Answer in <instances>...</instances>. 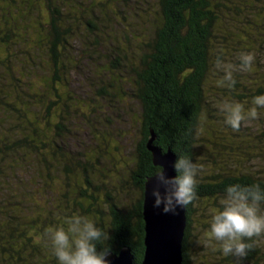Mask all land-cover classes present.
<instances>
[{"label":"rangeland","instance_id":"374dc122","mask_svg":"<svg viewBox=\"0 0 264 264\" xmlns=\"http://www.w3.org/2000/svg\"><path fill=\"white\" fill-rule=\"evenodd\" d=\"M31 1L36 10H30ZM51 1L58 5L60 11L62 8L60 23L65 27H74L76 32L72 37L74 39L69 41L70 46L60 48L61 57L66 55L69 58L65 60L67 84L53 85V68L49 61L51 53L48 52L46 42L40 41L46 40L47 35L40 38L41 30L38 26L40 16L47 18L46 24L51 21V15L46 4H40V0H18V5L14 7L17 10L7 12L5 20L10 21L11 25L13 18H19L13 25L18 37L8 47H0L3 59L7 55L8 58L12 57V70L21 85L18 91H22L24 99L33 101L28 102V106L20 103L17 108L24 109L47 134V138H44L46 146L39 150L43 162L38 155L27 151L0 161L8 173V178H0L6 186L2 188L1 196L5 195L11 201L9 204L6 198L0 196L4 199L3 206L14 211L24 223L30 220L27 233L41 247L38 254L40 258L34 264H57V261L47 244L45 232L38 230L41 225H38V229L32 227L33 219L40 220L39 223L45 220L47 228L59 225L65 217L76 213L85 215L84 211L90 210L91 214L87 216L96 219L110 235L112 205L131 208L139 199L140 179L137 182L134 173L138 172V147L143 138L142 106L139 100L131 99L123 92L133 87V81L127 80L126 73L138 63L142 51L139 46L145 47L144 43L152 40L162 20L159 0H117V3H108L107 10L111 13V19L118 25L110 26L107 30L114 32L115 28L120 37L114 44L95 48L94 45L90 46L95 36L89 31L86 22L93 19L92 13H95L101 19L100 23H110L104 11L106 8L98 7L92 12L94 4L101 0ZM234 4L243 8L242 0H233V4L228 5L233 8ZM225 13L229 16V13ZM46 27L49 32L50 25L46 24ZM236 27L229 26L230 30L225 33L228 40L226 43L230 41V46L222 49L214 70L215 75H211L208 81V89L212 91V101L209 102H212L214 109L210 112L204 110L202 115L205 119L200 120L197 134L195 155L201 166L198 172L200 180L207 177L208 173L211 174L210 168L215 169L209 163L212 161L219 164L227 162L226 165L235 170L256 176L264 174V109L260 110L258 120L243 123L239 130H233L223 123V115L217 107L224 100L239 101L245 103L246 107L251 106L252 98L239 99L237 97L242 92L225 90L222 82L224 64H231L234 70L245 72L240 67V54L249 53L253 57L250 72L258 75L264 71V43L259 45V42L253 46L250 29L247 28L248 33H244L239 26ZM124 36L129 37L132 43L124 42ZM96 51L103 52L99 55ZM111 55L115 58H111ZM0 70L7 71L4 66ZM7 78L14 81L11 76L7 75ZM4 82L7 83V79ZM53 87H58L65 99L50 109L48 106L58 99ZM103 89L113 96L103 97ZM243 94L251 97L255 91ZM40 98L44 99V104L40 103ZM66 104L69 105L67 113ZM41 114L49 116L52 125ZM13 122L9 114L5 115L0 110L1 134L6 131L5 126L15 125ZM58 126L61 131L56 128ZM52 141H56L57 146ZM55 146L64 147L66 153L55 150ZM75 159L82 163L89 161L91 167H88L87 174L76 166L78 162L71 164ZM67 167H72L70 174L66 173ZM83 192L91 198L82 197L80 194ZM13 194L16 198H12ZM199 226L194 224L187 242L195 264H240L241 261L237 259L225 261L227 257L214 250L213 245L205 243L202 238L205 229ZM31 254L34 255V252Z\"/></svg>","mask_w":264,"mask_h":264},{"label":"trees","instance_id":"16d2710c","mask_svg":"<svg viewBox=\"0 0 264 264\" xmlns=\"http://www.w3.org/2000/svg\"><path fill=\"white\" fill-rule=\"evenodd\" d=\"M112 2L117 3L118 1L101 0L92 8V12L98 7L106 8L104 11L110 23H100L101 19L98 15L92 13L94 14L93 19L86 22L89 31H92L95 36L91 47L93 45L95 48L106 46L119 40L120 36L115 28L114 32L107 30L110 26L118 25L111 19V13L107 10V4ZM40 4H46L45 7L49 9L51 15L50 23H46L51 27L49 32L46 31V17L40 16L38 26L41 30V37L40 34L39 37L47 35L46 40L40 39V41L46 42L48 52L51 53L49 61L53 68V85H65L68 82L65 60L69 58L66 55L61 57L60 48L70 46L69 41L74 39L72 37L76 32L74 27H65L63 23H60L62 8L60 11L55 2L40 0ZM158 4L162 20L152 40L144 43L145 47L139 46V50L142 51L138 56V63L126 73L127 80L133 81V87L128 92H123L129 98L139 100L142 106L141 134L143 138L138 147L140 162L137 169L140 178L138 184L140 197L131 208L123 209L112 205L111 239L108 245L104 246L111 248V252L114 253H119L125 246L131 247L137 264H142L146 251L143 216L145 183L156 170L154 155L148 149L149 140L155 136L154 145L160 147L164 153L171 150L177 159L178 155H188L192 157L193 163H197L195 148L201 116L204 110L210 112L214 109L212 102H209V100L212 101L210 98L212 91L208 89V81L211 75H215L214 70L217 61L220 60L219 54L231 43L230 41L226 43L228 40L225 33L230 30L229 26L235 28L239 26L244 33H248L247 28H249L253 39L252 45L255 46L259 42H261L259 45L264 43V0H242L243 8L237 4H234L233 8L230 7L228 4H233V0H159ZM16 5H18V0H0V47H8L13 43V39L18 37L13 25L19 18H13V25L5 20L10 11L17 10L14 8ZM29 7L30 10H36L32 1ZM225 12L229 13V16ZM31 15L33 14H29ZM124 42L132 43L127 36H124ZM102 52L96 51L99 55ZM110 57L115 58L113 55ZM11 61L12 57L8 58V55L5 59L0 56V68L4 66L7 69L6 72L0 70V110L5 115L9 114L15 124L5 126L6 131L0 133V161L8 157L14 158L13 155L27 151L38 155L37 157L43 162L44 159L41 157L43 155L39 154V150L46 146L44 140L47 134L44 128L32 120L24 109L17 108L20 103L28 106V102L33 101L24 99L22 91H18L21 85L12 70ZM241 69H245V72L233 69L234 83L224 82L225 90H237L240 94L242 92V95L237 97L239 99L242 97L251 99L256 95L264 94V71L255 75L250 72V68ZM7 75L11 76L14 81H9ZM4 79H7V83ZM57 88L53 87V90L57 93L58 99L48 106L50 109L65 99ZM250 91H255L254 96L248 97L243 94V92ZM102 92L103 97L113 96L106 89ZM39 101L44 104L43 98ZM65 111L69 112L68 104L65 105ZM41 116L49 120V116L42 114ZM49 124L52 125L50 120ZM56 128L62 130L60 126ZM52 143L57 146L56 141ZM55 150H59L62 154L66 153L65 148L61 146L56 147ZM65 157L69 159L67 155ZM76 162L78 161L75 159L71 161V164ZM78 163L76 166L87 174L88 167H91L89 161ZM209 163L215 166V169L210 168L211 174L208 173L203 180L198 178L197 199L187 206L188 226L184 240V264H195V259H192L188 251L189 244L187 243L194 224L203 226L204 229L207 228L211 209L218 206V199L227 186L237 183L243 186L259 184L264 188V174L256 176L242 170H235L226 165L227 162L219 164L217 161H212ZM48 166L51 167L50 164ZM71 170L72 167H67L66 173L70 174ZM137 173L135 172V176H138ZM2 177L8 178V173L0 165V178ZM87 183L90 184L89 181ZM5 187L4 182L0 181V196L2 188ZM80 195L84 198H91L86 192ZM1 197L6 198L5 195ZM13 197L16 198V195L13 194ZM3 200L0 198V264L37 263L41 247L33 242L27 233L30 220L24 223L14 211L3 206ZM7 203L10 204L11 201L7 200ZM84 214L89 215L91 211L86 210ZM39 221L33 219L32 227L38 229V225H41L38 230L45 232L46 221L42 223ZM248 242L252 244V247L248 256L240 264H264V236L253 238ZM31 252H34V255ZM231 259L236 258L227 257L225 261Z\"/></svg>","mask_w":264,"mask_h":264},{"label":"clouds","instance_id":"9594fccd","mask_svg":"<svg viewBox=\"0 0 264 264\" xmlns=\"http://www.w3.org/2000/svg\"><path fill=\"white\" fill-rule=\"evenodd\" d=\"M252 60L251 54L241 53L240 67L251 68ZM222 67L225 73L222 82L234 83V66ZM250 105L224 100L217 107L223 123L239 130L243 123L258 120L260 110L264 109V94L252 97ZM204 119L202 115L201 120ZM200 168L188 155H178L173 165L175 176L166 175V167L156 164L148 179V185L151 180L157 182L151 190L153 208L179 215L180 210L197 199ZM207 225L202 234L204 242L213 245L224 257L242 261L252 247L248 241L264 236V188L259 184L227 186L218 199V206L211 209ZM44 236L57 264H111L108 259L111 248L104 247L111 236L91 216L76 213L65 217L59 225L47 227Z\"/></svg>","mask_w":264,"mask_h":264},{"label":"water","instance_id":"95a60500","mask_svg":"<svg viewBox=\"0 0 264 264\" xmlns=\"http://www.w3.org/2000/svg\"><path fill=\"white\" fill-rule=\"evenodd\" d=\"M155 136L148 143V149L154 155V164L166 167V175L175 176L173 165L177 159L174 152L164 151L154 145ZM149 179V178H148ZM145 184L144 222H145V257L142 264H184V240L186 237L187 207L179 215L165 214L161 209H154L151 190L155 180ZM108 259L111 264H137L131 247L125 246L119 253L111 252Z\"/></svg>","mask_w":264,"mask_h":264},{"label":"flooded vegetation","instance_id":"af4514ba","mask_svg":"<svg viewBox=\"0 0 264 264\" xmlns=\"http://www.w3.org/2000/svg\"><path fill=\"white\" fill-rule=\"evenodd\" d=\"M134 176H135V173H134ZM139 176H135V180L137 181V182H139Z\"/></svg>","mask_w":264,"mask_h":264}]
</instances>
